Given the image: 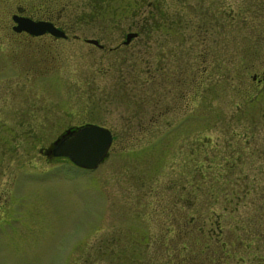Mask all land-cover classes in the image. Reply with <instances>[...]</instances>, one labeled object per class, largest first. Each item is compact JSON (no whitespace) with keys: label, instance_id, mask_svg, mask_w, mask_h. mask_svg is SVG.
I'll use <instances>...</instances> for the list:
<instances>
[{"label":"rangeland","instance_id":"1","mask_svg":"<svg viewBox=\"0 0 264 264\" xmlns=\"http://www.w3.org/2000/svg\"><path fill=\"white\" fill-rule=\"evenodd\" d=\"M0 264H264V0H0Z\"/></svg>","mask_w":264,"mask_h":264},{"label":"water","instance_id":"2","mask_svg":"<svg viewBox=\"0 0 264 264\" xmlns=\"http://www.w3.org/2000/svg\"><path fill=\"white\" fill-rule=\"evenodd\" d=\"M11 19L15 23L12 27L14 32L22 31L31 36L48 33L53 37H64V33L48 21L32 20L17 15L11 16ZM134 36L135 33L126 34L123 43H127ZM84 41L101 48V45L93 39ZM111 139V134L106 128L84 124L74 129H66L51 143L47 152L53 157L67 158L76 167L93 169L106 156Z\"/></svg>","mask_w":264,"mask_h":264},{"label":"flooded vegetation","instance_id":"3","mask_svg":"<svg viewBox=\"0 0 264 264\" xmlns=\"http://www.w3.org/2000/svg\"><path fill=\"white\" fill-rule=\"evenodd\" d=\"M15 9V8H14ZM17 9V8H16ZM13 15H17V16H24L21 12H19V10H16V11H14V12H12L10 15H9V19H10V23H11V25H10V30L12 31V32H14L13 30H12V27L15 25V23L12 21V19H11V16H13ZM31 18V17H30ZM31 19H33V20H44V21H48L49 23H51L55 28H57V29H59V30H61V31H63V29H61L59 26H57L52 20H49V18L48 19H34V18H31ZM15 33V32H14ZM63 33H64V37H53V36H51V35H49V34H47V33H44V34H42V35H40V36H35V37H32V36H29V35H27L25 32H19V33H17V34H23L25 37H31V38H36V37H41V36H47V37H49V38H54V39H61V40H63V39H67V34H66V32L65 31H63ZM135 36H136V34H135ZM134 38V37H133ZM39 152L40 153H42L43 154V156H45L46 158H48V159H52V156L50 155V154H48V152H47V150L46 149H41V150H39Z\"/></svg>","mask_w":264,"mask_h":264},{"label":"trees","instance_id":"4","mask_svg":"<svg viewBox=\"0 0 264 264\" xmlns=\"http://www.w3.org/2000/svg\"><path fill=\"white\" fill-rule=\"evenodd\" d=\"M202 241L204 242V245H205L206 242H207L205 238H203ZM217 245H220V243H218Z\"/></svg>","mask_w":264,"mask_h":264}]
</instances>
